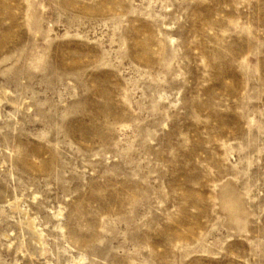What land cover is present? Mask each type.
Here are the masks:
<instances>
[{
    "label": "rangeland",
    "instance_id": "374dc122",
    "mask_svg": "<svg viewBox=\"0 0 264 264\" xmlns=\"http://www.w3.org/2000/svg\"><path fill=\"white\" fill-rule=\"evenodd\" d=\"M0 97V264H264V0H0Z\"/></svg>",
    "mask_w": 264,
    "mask_h": 264
},
{
    "label": "bare ground",
    "instance_id": "6f19581e",
    "mask_svg": "<svg viewBox=\"0 0 264 264\" xmlns=\"http://www.w3.org/2000/svg\"><path fill=\"white\" fill-rule=\"evenodd\" d=\"M1 102H2V100L0 97V103ZM27 208L28 207H25L21 200H16L14 202V209L16 211H18L20 214L21 220H20L19 224L30 232L35 243L41 247V254H46L47 253L46 245L48 242H46V244H45V234H44L45 230L43 231V229H41V226H40L41 224L38 223L36 217L31 216V213L27 210ZM60 216H61V214L58 215L59 218H60ZM39 222H40V220H39ZM5 237L9 238L10 236L5 235ZM46 239H47V236H46ZM69 264H87V259L84 257H80V258H74L73 257L72 260L69 261Z\"/></svg>",
    "mask_w": 264,
    "mask_h": 264
}]
</instances>
